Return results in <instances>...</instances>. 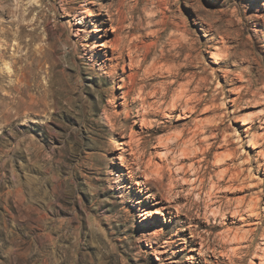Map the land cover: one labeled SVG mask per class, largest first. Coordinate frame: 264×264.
<instances>
[{"label":"rangeland","instance_id":"obj_1","mask_svg":"<svg viewBox=\"0 0 264 264\" xmlns=\"http://www.w3.org/2000/svg\"><path fill=\"white\" fill-rule=\"evenodd\" d=\"M84 2L0 0V264H264V0Z\"/></svg>","mask_w":264,"mask_h":264},{"label":"bare ground","instance_id":"obj_2","mask_svg":"<svg viewBox=\"0 0 264 264\" xmlns=\"http://www.w3.org/2000/svg\"><path fill=\"white\" fill-rule=\"evenodd\" d=\"M64 3H65V1H64ZM83 5H88V2H87V0H85V2L83 3ZM87 11V9L85 8V9H83V10H81L80 11V13H81V16H80V19L79 20H77L76 21V23H82V21H84V15L82 14V13H85ZM67 15H69L70 16V14L69 13H66ZM119 27L118 28H112V31H113V33H114V39H112L111 41H109V45H108V42H105V41H102V43H100L99 44V46L100 47H108L110 50H111V58H109V61L110 62H113V61H115L116 62V64L115 65H119L120 63H122L123 64V66H122V71L123 72H125L124 74H125V76H126V78L128 79V84L130 85V87H132V88H134V85L139 81H137L136 82V80H137V70L139 69V68H141L142 67V62L146 59V57H148L147 56V54L150 52V50H151V48H152V44H153V42H152V44L150 45V43H149V45L146 47V50H144V54L142 55V56H139V55H137V53L135 54V53H133V51H132V47H134V49L136 50V52L140 49V48H142V45L141 46H139L138 44H125V43H127V42H125L126 41V38H124L125 36H122L121 34H118V32H119ZM80 31H83L82 30V28H77L76 29V33H74L75 34V36L76 37H80ZM106 32V31H105ZM115 34H117L116 36H115ZM183 35H185V34H183ZM183 38V37H182ZM186 38V37H185ZM183 40V39H182ZM183 43V42H182ZM87 47V49L88 50H90V51H93V48L92 47H90V46H86ZM144 47V46H143ZM143 49V48H142ZM145 49V48H144ZM154 49V48H153ZM223 50H221V52H222ZM126 52H128V53H126ZM142 53V52H141ZM124 54L125 55H127L128 57H129V61H130V63H129V72L126 74V71L124 70V64L126 63L125 61H124ZM220 54H222V53H220ZM164 56V55H163ZM213 56H215L216 58H219V57H217V56H219L217 53H214L213 54ZM162 57V56H161ZM221 57V56H220ZM223 57V56H222ZM136 58V59H135ZM158 58V57H157ZM164 58V57H163ZM224 58V57H223ZM135 59V60H134ZM160 59V58H159ZM147 60V59H146ZM161 60V59H160ZM153 64H155L154 62H152ZM151 63V64H152ZM158 63H159V61H158ZM157 64V63H156ZM113 65V64H112ZM105 64H104V67L103 68H105ZM108 67V69L107 70H109L110 72H113V70H114V67L115 66H111V65H107ZM154 66H157V65H154ZM175 67H177V66H175ZM151 68V67H150ZM153 68H155V67H153ZM163 67H162V65H161V69H162ZM168 68H170V67H168ZM167 68V69H168ZM175 69V68H174ZM177 69V68H176ZM152 70V69H151ZM156 70V69H155ZM165 70V69H164ZM153 72H154V70H152ZM159 71V70H158ZM169 72L170 71H172L171 69H169L168 70ZM167 70H166V72H168ZM148 72H149V68H148ZM162 72H163V70H162ZM164 73V72H163ZM171 73V72H170ZM173 73V72H172ZM176 73V72H175ZM112 74V73H111ZM110 74V75H111ZM151 74V73H150ZM166 74H168V73H166ZM174 74V73H173ZM178 74V73H177ZM146 75V74H145ZM149 76V75H148ZM172 76V75H171ZM170 76V77H171ZM166 77V76H165ZM173 77V76H172ZM139 79V78H138ZM122 81V80H121ZM127 81V80H126ZM124 87V86H123ZM126 87V86H125ZM128 87V86H127ZM136 87V86H135ZM140 88V87H139ZM142 89V88H141ZM141 89H139L138 91H140ZM165 89V88H164ZM137 91V92H138ZM127 92V91H126ZM141 92V91H140ZM143 92V91H142ZM127 94H129L128 92H127ZM139 94V93H138ZM141 94V93H140ZM143 94V93H142ZM126 96V95H125ZM139 96V95H138ZM137 96V98H139ZM143 98H144V96H143ZM143 98L141 97V98H139V100L140 101H142V103L144 102V100H145V98H144V100H143ZM136 101H138V100H136ZM146 102V101H145ZM138 103H139V101H138ZM178 103V102H177ZM142 105H144V104H142ZM175 105V104H174ZM172 106V105H171ZM170 107V106H169ZM168 109V108H167ZM172 110V109H171ZM144 113V112H143ZM143 113H141V114H143ZM164 115H166V114H164ZM142 116V115H141ZM144 116L145 115H143L142 117L144 118ZM131 117H137V114H135V113H133L132 114V116ZM142 119V118H141ZM141 122H143V120L141 121ZM150 122V121H149ZM148 122V123H149ZM150 124H152V123H150ZM150 124L148 125V126H150ZM202 124V123H201ZM124 126L125 125H121L120 127V129H119V131H118V134L119 135H122L125 131H126V129L124 128ZM203 126H204V124H203ZM202 128V127H201ZM133 133V132H132ZM136 133V132H135ZM170 134L171 133H168V135L166 136V137H164V138H162V137H158L157 136V138H156V143L157 142H159V143H162V142H164V141H168L169 139H172V137L170 136ZM171 135H173V133L171 134ZM264 135V134H263ZM130 136L131 137H133L132 135H129V138H130ZM175 136H176V134H175ZM174 136V137H175ZM178 136V135H177ZM263 136H261V137H259V138H262ZM175 138H177V137H175ZM174 141V140H173ZM129 142V141H128ZM252 142V141H251ZM258 143V142H257ZM127 144V143H126ZM166 144H167V142H166ZM129 145H130V143H129ZM159 145V144H158ZM162 145H164L163 143L161 144V146ZM137 147V146H136ZM158 147V146H157ZM165 147H167V146H165ZM208 150V149H207ZM204 151V150H203ZM160 152V151H159ZM209 151H207V153H208ZM203 153H205V152H203ZM223 157H224V154L222 155ZM216 157H219V156H216ZM221 157V156H220ZM222 158V157H221ZM223 159V158H222ZM221 159V160H222ZM217 160H218V158H217ZM224 161L225 160H227V159H223ZM219 161V160H218ZM148 164H150V163H148ZM155 164V163H154ZM158 165H159V163H158ZM158 165H157V167H155V168H161L160 166L158 167ZM161 165V164H160ZM150 166H152V164L150 165ZM156 166V165H155ZM146 167V166H145ZM153 167H154V165H153ZM148 168V167H147ZM156 169V170H157ZM151 171H154V169H152ZM162 172V170L160 169L159 171H155V174H157V177H155L157 180H158V176H160L161 177V175H160V173ZM147 172H149L148 170H147ZM225 172V171H224ZM223 172V173H224ZM151 173H154V172H151ZM222 173V174H223ZM155 174H153V176L155 175ZM150 175V174H149ZM129 176V175H128ZM147 176V175H146ZM156 176V175H155ZM159 177V178H160ZM154 179V178H153ZM156 180V181H157ZM160 180H161V178H160ZM159 180V181H160ZM172 185V184H171ZM170 189V188H169ZM256 204V203H255ZM209 207V206H208ZM253 207H255V205L253 206ZM214 210V209H213ZM213 210H211L212 212H213ZM148 212L145 210L144 211V213L143 214H147ZM192 230V229H191ZM158 236V232H154V234H152V237L154 238V237H157ZM228 236V235H227ZM146 239V238H145ZM150 240H152L151 239V237L149 238ZM180 239V238H179ZM159 246V245H158Z\"/></svg>","mask_w":264,"mask_h":264}]
</instances>
